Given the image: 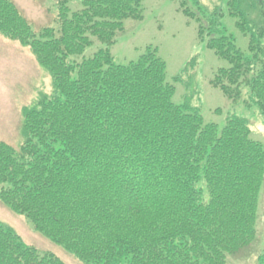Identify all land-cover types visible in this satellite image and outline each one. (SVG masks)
I'll use <instances>...</instances> for the list:
<instances>
[{
  "label": "trees",
  "instance_id": "16d2710c",
  "mask_svg": "<svg viewBox=\"0 0 264 264\" xmlns=\"http://www.w3.org/2000/svg\"><path fill=\"white\" fill-rule=\"evenodd\" d=\"M72 1L56 0L54 23L37 29L0 0V35L28 49L53 85L24 108L19 144L0 141V203L84 264H226L257 239L264 145L250 118L232 112L219 127L175 103L156 46L114 61L110 46L125 20L143 19V0H80L78 10ZM226 1L247 53L221 28L220 7L178 3L229 64L211 84L264 117V0ZM94 37L106 48L72 59ZM192 60L174 77H186L187 93ZM0 264L66 262L0 221Z\"/></svg>",
  "mask_w": 264,
  "mask_h": 264
},
{
  "label": "rangeland",
  "instance_id": "374dc122",
  "mask_svg": "<svg viewBox=\"0 0 264 264\" xmlns=\"http://www.w3.org/2000/svg\"><path fill=\"white\" fill-rule=\"evenodd\" d=\"M22 13L41 28L54 23L58 12L56 0H12ZM179 0H143V19L125 20V29L110 46L114 61L127 64L137 60L148 45L156 46L159 55L167 64V81L175 85L173 100L177 104L188 103L203 116L205 123L224 126L227 115L235 112L251 120L252 138L264 145V117L257 105L245 106L229 99L211 84L215 72L220 67H228L226 60L215 55L207 47L205 40L198 36V22L190 20L179 9ZM204 6H218L224 14L220 17L224 32L235 37L236 43L245 53L249 39L236 26V19L228 14L226 0H200ZM71 10L82 8L80 0L69 3ZM206 21V18H205ZM106 45L93 38V43L78 55L75 61L91 57ZM192 58L191 66L185 73L193 74L192 89L187 93V79L175 82L174 77L181 72ZM196 61V65H194ZM186 76V75H185ZM53 89L50 74L43 69L30 51L0 35V141L18 145L22 139L23 110L40 93H51ZM247 98V95H245ZM249 99V97L247 98ZM0 221L11 225L27 244L40 251H50L61 257L66 264H84L61 246L36 232L26 219L0 203ZM257 239L248 248L236 255H229L226 264H258L264 252V181L259 195Z\"/></svg>",
  "mask_w": 264,
  "mask_h": 264
}]
</instances>
